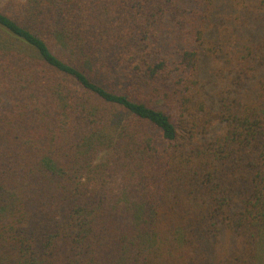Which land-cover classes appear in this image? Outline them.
<instances>
[{
	"label": "trees",
	"instance_id": "1",
	"mask_svg": "<svg viewBox=\"0 0 264 264\" xmlns=\"http://www.w3.org/2000/svg\"><path fill=\"white\" fill-rule=\"evenodd\" d=\"M228 1L0 6V264H264V0Z\"/></svg>",
	"mask_w": 264,
	"mask_h": 264
},
{
	"label": "rangeland",
	"instance_id": "2",
	"mask_svg": "<svg viewBox=\"0 0 264 264\" xmlns=\"http://www.w3.org/2000/svg\"><path fill=\"white\" fill-rule=\"evenodd\" d=\"M6 2L7 0H0V6H3ZM230 3L231 0L227 2V5H230ZM238 8H240V6H238L237 8H234L233 6H228L224 9V13L226 15H232L234 17L238 13Z\"/></svg>",
	"mask_w": 264,
	"mask_h": 264
}]
</instances>
